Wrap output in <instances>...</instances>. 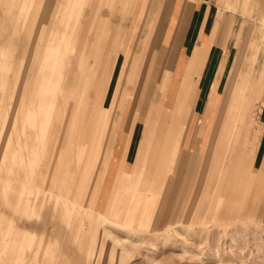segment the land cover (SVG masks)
I'll list each match as a JSON object with an SVG mask.
<instances>
[{"label": "rangeland", "instance_id": "374dc122", "mask_svg": "<svg viewBox=\"0 0 264 264\" xmlns=\"http://www.w3.org/2000/svg\"><path fill=\"white\" fill-rule=\"evenodd\" d=\"M142 1L16 0L15 26L11 28V42L0 43V264H103L104 250L102 246H97V243L102 241L101 238L96 240L93 237L94 245L92 251H86L87 258L85 261H82L81 257L74 258L71 255L70 262L63 256L62 251L53 249L55 245L47 243L45 247V240L25 228L24 223L25 221H33L34 224H29L33 228L34 226L37 227L38 224L40 225L42 222L40 212L41 215L43 213L52 214L54 222L59 220L70 232L75 228L77 230L80 228H97L99 230L101 228L96 234L99 233L100 237V233L103 232V237L115 244L114 252H111L112 259L110 261L104 260L110 264H264V216L262 215L264 212H260L263 207L262 202H264V186H260L264 174V157L262 156L257 164L259 168L255 172L253 171L254 173L251 172L245 176L247 179L244 177L243 180V176H240L250 152H252L251 159L256 165L258 150H260L251 145L248 148L245 142L247 143L253 137L254 143L259 139L260 147L264 146V87L261 89V101L253 108V114L257 115V118L254 116L253 120H249V123L246 122L244 130L248 128L249 134H247L248 130H245L243 146L236 153L234 162L230 163L232 164L231 174L227 175L226 179L224 176L220 177L218 181L217 178H212L217 173L215 168L218 150L212 165L211 150L206 152L204 159L195 158L197 157L195 155L197 149L192 147L196 140L194 137V142L189 145L190 148H178V153L180 152V155H177L178 167L171 172V180L164 201L163 195L159 201V192L162 190L159 187V179L163 180L166 175L164 173H168L167 171H148L147 182L157 185L154 187L153 185L144 186V188L142 178L141 185L136 188L127 201L129 180L125 178L122 169L119 170L120 177L115 179L110 201H115L122 192V203H120L122 206L124 204L126 206L127 203L130 210L126 211L122 208L123 210L116 218L115 213L116 211L119 212L122 207L120 206L117 210L112 209L107 212L106 216L123 223L126 225L125 227L113 226L111 223H107V225L102 215L99 216L94 210H90L94 206L89 201L85 208L84 205L81 207L76 205L71 194L60 197L64 173L62 160H60V156H63L61 151L80 150L77 166L81 164L83 155L86 156L89 150H97L96 158L102 154V150H98L97 129L92 133L89 125V117L92 112L88 109L87 104L91 96L89 89L95 87L97 70H105L106 74L109 73L113 64L111 50L115 44L122 40L124 31L131 25L132 15L136 14V10L138 11L137 15L140 12ZM155 1L161 3V10L154 20L156 22L161 16L160 29L164 24V18L171 0ZM175 1L179 2V0ZM185 1L184 5H186ZM10 2L11 0H0V10L3 11V8H6L4 12L10 9L11 11L14 10L10 8ZM188 2L197 4L199 1L188 0ZM211 2L218 8L212 36L209 40H205L204 45L200 42L197 49L200 56L203 53L207 55L218 36L214 32L221 29L227 11H230L229 16L235 22L228 35L229 41H236L235 48L242 26H244L241 37L243 50L237 48L226 76L227 83L229 73L237 62L238 54L243 55L245 53L239 69V73L240 70L241 73L237 82L238 87L235 90L237 94L240 88L241 90L246 89L244 86L247 82H243L245 72H249L250 77L255 74L259 82L264 80V0H211ZM150 3L151 0H148L147 12ZM17 6L19 7L17 8ZM22 6H25V9H22ZM174 8V14H176L177 7ZM88 10L92 16L91 24L86 18ZM147 12L145 19L150 17L151 12ZM186 24L184 23V25ZM151 26L152 21L146 24L148 32L151 31ZM118 27L119 32L117 31ZM168 27L167 25L165 33ZM1 28L0 38L4 34ZM159 31L162 32V30ZM148 32L144 38L148 36ZM5 34L7 37L8 31ZM159 36L156 35L157 40L154 44L156 51L162 47L161 42L159 43L160 40L158 41ZM144 38L140 40L137 54L146 43ZM175 39L177 38L175 37ZM204 48H208V50H204ZM115 50L119 52L118 47ZM89 57H91L90 60ZM136 57L131 59L132 69L122 96L121 104L124 107L135 73ZM203 58L196 61L201 63ZM115 64H113L108 85ZM157 65L156 61L150 70L156 75L153 83L157 88V96L146 120L151 116L154 107H162L165 101L158 92L159 85L157 83L162 73V67H157ZM61 68L63 77L59 88H56L57 91L60 90L59 93L57 95L56 93L55 95L49 94L44 101V95L40 94L43 91L41 85L48 80H42V76L51 77V79L49 78L51 84L49 83L48 87L53 90L56 75ZM139 68L141 71L142 66ZM190 70L192 71L191 68ZM140 71H137V74ZM106 74L103 75L102 81L99 83V91L105 86ZM201 74L202 71L198 70L188 76L197 78L195 90L188 100L191 114L194 116L192 119L196 120L199 117H196L193 109L199 94L198 85ZM188 77L185 80V88L188 87ZM137 78L139 79V76ZM69 82L71 86L67 98L64 99V88ZM226 83L220 93L214 89L211 94L214 105L207 108L206 113L208 121L213 122L214 128L207 142L206 138H198L201 147L205 145L207 148L212 142L215 144L218 129L221 132L217 117L221 109L220 101H222L221 106H223L224 97L226 99L227 96ZM178 89L179 87L176 86V93ZM133 90L131 86V97ZM131 97L127 101L126 107H122L123 112L120 119L125 114ZM182 100L179 112L183 108ZM235 100V94H233L228 102V109L234 105ZM249 101L250 96L248 95L244 101L237 104L241 108L240 127L245 121ZM50 103L54 104L53 120L42 129L43 113L46 112ZM165 114L166 111L162 112L160 121L157 124L155 122V136L149 150H153L154 144H156L154 140L157 139L159 127H167L175 133V123L164 121V119L166 120ZM87 118L89 119L87 120ZM190 125L193 127L191 130H197L198 123L196 121L189 123V127ZM208 126L210 128L209 122L204 123L205 130ZM112 128L108 132V136L111 135V138H113ZM174 133H170V136L172 137ZM176 136L178 139L179 131H177ZM111 138L109 139L111 140ZM190 138H186V145ZM170 140L169 143L172 146L174 139L171 138ZM209 140L210 142H208ZM184 150H192L190 153L193 157L191 170L180 169L181 155L183 156ZM227 151L229 153V150ZM41 153L43 157L40 158ZM231 153L233 152L228 155L230 156ZM56 154L57 158L53 157ZM45 156L46 159H44ZM109 158L110 156H108L107 163ZM145 159L144 154L139 150L135 165H144L141 173L145 169ZM107 163L105 169L100 161L97 163L100 172L104 169L102 177L106 171ZM94 165L88 181L94 174ZM210 166L211 170L209 169ZM209 170L210 174H208ZM76 171L77 169H71L73 177L77 174ZM154 174H157L158 178L155 179ZM257 177L258 180L255 181ZM65 178L69 179L67 169ZM221 189L223 198L221 203H217L221 198ZM151 190L154 191L151 192ZM91 192L92 189L87 194H77L78 200L81 201L84 198L85 201L89 198L91 200ZM145 194L152 197V202L146 208L144 207ZM37 197L38 199H36ZM171 197L177 200L166 201ZM35 199V204L32 206V201ZM43 199L48 200V203ZM147 211L148 213H146ZM166 214L170 217L168 218ZM95 220L100 223L99 226L95 224ZM152 223H154V227ZM111 229L125 234L127 239L122 240L115 237ZM115 247H120L121 250H117ZM71 254L73 253L71 252Z\"/></svg>", "mask_w": 264, "mask_h": 264}, {"label": "crops", "instance_id": "0c3cea01", "mask_svg": "<svg viewBox=\"0 0 264 264\" xmlns=\"http://www.w3.org/2000/svg\"><path fill=\"white\" fill-rule=\"evenodd\" d=\"M186 1V5H184V0H179V2L175 0L170 1L166 17L164 18V24L163 26H161L162 28L160 29L159 26L161 23V16L159 17V20L154 22L155 17L161 10L160 1L157 2L155 0H151L148 9V12L151 13L148 19H145L148 0L142 1L141 8L139 10L140 12L138 13V15V11L136 10L135 15L138 16L137 18L135 15H132L131 25H129L128 28L124 31L123 37L121 36L122 40L119 43L115 44L111 50V58L113 59L112 63L115 64L116 62V64L112 73L110 84L108 85V79L111 75L113 64L108 74L104 72V74H106V81L105 86L102 87V90L99 91V83L102 81L103 76L95 77V87H91L89 89L91 92V96L89 97V101L87 104L88 109H90V112L92 111L89 117V125L92 130V133L97 129V139H99L98 150H102V154L101 156L96 158L97 150H89L86 156L83 155L81 164L77 166V159L79 157L80 150H73V152H69V150L61 151L63 153L61 155L63 156H60V160H62L64 173L61 182L62 195L60 197L64 195L69 196L71 194L73 202L76 205H79L80 207L84 205L85 208L88 205L89 201L94 206V208L91 207V211L94 210L96 213H102L106 216V213L110 210H117L120 206H122V192L115 199V201H110L115 179L120 177L119 170L121 169L122 171L126 172V174L130 172V166L135 164L139 150H141V153H143L146 158L144 172L152 170L155 172H168L164 173L166 175L163 177L161 185H159V187L162 188V190L159 192V201L162 195L164 201V197L166 196L167 188L169 187L168 185L171 180V172L175 171L178 167L177 155H180V152L178 153V148H190L189 145L194 142V137L196 138V140L194 142L195 144L193 143L192 147L196 148V151L198 153L195 154L197 155V157L195 158L204 159V155L206 154V152L211 150L212 165L214 156L216 154V151L218 150V157L216 162L217 166L215 168L217 173L213 177L211 174V177L217 178V181L220 178V170L222 169L225 158L230 157L232 154L236 155V153L240 151L241 146H243L242 140L247 130V134H249L248 128L247 130L245 128L246 131L244 130L246 122L249 123V120H253L254 116L257 118V115L253 114V108L254 105L261 101V89L264 87V80L259 82L257 81L255 74L250 77V75L248 74L249 72H245L243 82H247L246 86H244L246 87V89L241 90V88L239 87L240 91L237 92V94L235 93L236 87H238L237 82L240 79L241 70L239 73V69L241 68V65L243 63L245 53L243 55H241L240 53L238 54L237 62L234 64V68L229 73L227 83L226 76L234 60L237 48L243 50L241 48V37L244 32V26H242L240 37L235 48L236 41L228 40V35L235 22L229 16L230 11H227L224 17V21L222 22L221 29L217 32H214L218 35L215 43L211 45L209 50L208 48H204V50H208L207 55H204L203 53V55L200 56L197 47L199 46L200 42L204 45L205 40H209L212 36L214 24L217 19L218 8L214 3L211 2V0H198L199 2L197 4L192 3L193 5L189 3L188 0ZM12 3L14 4L15 8V0H11L10 8H12ZM174 7H177L176 14H174ZM1 11L2 10H0V27H2L1 30L3 29L4 34L3 37L0 38V43H6L9 41L11 42V28L15 26V9L12 11L11 9L8 10V13L4 12L6 11V8H3V11ZM91 17L92 16L90 15V11L88 10V12L86 13V18L89 24H91ZM183 19L184 23H187L186 25H184ZM150 21H152V26L151 31L148 32L146 24H148V22ZM167 25L169 27L167 32L165 33V28L167 27ZM159 30H162V32ZM6 31H8L9 33L7 37L5 34ZM117 31L119 32V27ZM147 32L148 36L144 38ZM156 35H160L158 37V41L160 40L159 43L161 42L162 45L159 51H156L154 49L155 40H157ZM135 36L136 38L134 40ZM175 37L177 39H175ZM143 38L146 43L142 46L141 50L137 54L141 43L140 40H142ZM117 47L119 48V52L115 50ZM127 55H129V61H127V63L124 65L123 63L125 61V58H127ZM134 57L137 58V63L133 80L131 83V86L134 89L132 92L133 96L131 97L130 95V86V91L125 103V107L130 97L131 100L128 103L125 114L120 119L123 112L122 107H124L123 104H121L122 96L124 94L128 75L132 69L131 59ZM202 58L203 61H201V63L200 61H196L197 59L201 60ZM90 59L91 57H89V60ZM156 61L158 64L157 67H162V73L160 74V78L157 83L159 85L158 92L162 95L163 101H165L162 107H154L151 112V116L146 120L149 115L151 106L154 102V99L157 96V88L155 86V83H153V79L156 78V75L155 72L152 73L150 71L151 68H153V66L155 65ZM139 66H142L141 71L139 70ZM190 68L192 69V71L190 70ZM198 70L202 71V74L199 77V94L193 109V112L196 117H199V119L196 120L192 119V117L194 116L193 114H191L192 112L188 100L195 90L194 87L197 82V78L194 79V76H188L194 74L195 71ZM137 71H140V73L137 74ZM137 76H139V79H136ZM186 77H188V87L185 88ZM225 83V91L227 93V96L226 99L224 97L225 101L223 106H221L222 101H220L219 106L221 109L217 117V122H219L221 126V132L218 129L215 144L212 142V144L210 145L209 143V146L207 147L209 149L207 150L205 145L202 147L200 146V140H198V138H206L207 142V139L211 136V133H213V122L211 120L208 121V115L206 111L207 108L212 107V105H214L213 96L211 95L213 90L215 89L214 91H218V93H220L223 90ZM176 86L179 87L177 93L175 90ZM215 94L216 93L214 92V95ZM233 94H235L236 98V100L234 101V105H237L239 102L244 101L248 97V95L250 96V101L248 104L245 121H243L242 130H233L231 133V129L228 130L226 126V121L227 116L231 111V108L234 106L232 105V107L230 106V108L228 109V102ZM184 96L185 99H183ZM181 100L183 108L182 111L179 112L178 110L180 108ZM131 108H133V110H131ZM164 111H166V120L164 119V121L175 123V130L173 129L175 133L172 132V130L167 129V127H159V129L157 130V134L161 135V137H158L157 135V139L154 140V143L156 144H154L153 150H149L150 145H152L151 142L155 136V122L157 124L160 121V116ZM117 115L118 118H116ZM89 118H87V120ZM115 120H117L116 123ZM194 120L198 123L197 130L195 131H193V129L191 130V128H193L191 127V125L189 127V123L191 124L195 122ZM206 122L210 123V128L208 126V128H206L205 130L204 123ZM110 128L113 129V133L111 132L113 138H111V135L108 136ZM177 131H179L178 139L176 138ZM170 133H174L172 137L170 136ZM109 138H111V140ZM171 138L174 139L172 146H170L171 144L169 143V140ZM186 138H190L187 145L185 143ZM253 140L254 138L252 137L248 141L249 143L245 142V144H247L248 148L249 145H251L255 146L257 149L259 148L260 150H258L256 165L251 159L252 152H250L249 158L246 161L245 166L243 167V170L240 174V176H243V180L246 175L248 176L249 174H251V172H255L256 169L259 168L257 164L259 163L260 158L262 156L264 157V146L262 148L260 147L261 142L259 139L256 140L255 143ZM208 142H210V140ZM227 150H229V153H233H231V155L229 156ZM47 151L49 152V150ZM184 151L185 152L183 153V156L181 155L180 169L184 171L191 170V160L193 159V157L190 153L192 152V150ZM108 156H110V158L107 163ZM41 157H43L42 153L40 158ZM53 157L57 158V154L55 156L53 155ZM44 159H46V156L44 157ZM99 161L100 164L104 166V169L107 163L106 171L103 177L102 175L104 169L101 172L99 171L97 165ZM93 165L94 174L91 180L88 181L87 179L91 175ZM71 167L73 169H77V174L74 177L71 173ZM66 169L69 179L65 178ZM209 169L211 170V166L209 167ZM210 170L208 174H210ZM144 172L140 178L137 177L135 179L137 182L136 184H128V190L131 188L130 191H132L131 194H133L136 188L141 185L140 181L142 180V178V186H144L145 184L146 186L153 185V187L154 185H157L151 182L148 183V180L146 179L147 174H145ZM245 179L247 178L245 177ZM65 180L66 183L64 184ZM256 180H258V177L255 178V181ZM261 181L262 182L260 186H264V174ZM89 182H92V184H89ZM91 189V200L90 198L86 201L85 198L81 201L78 200L77 194H87L91 191ZM153 191L154 190H151V192ZM36 199H38V197ZM36 199L32 201V206L35 204ZM43 200L45 202L48 201L46 199ZM176 200L177 199L174 200L171 197L170 199L168 198L166 201L169 202ZM82 201H84L85 203ZM262 206L263 207L260 212H264V202H262ZM126 210H130V208L127 206V203ZM262 215L264 216V213H262ZM40 217H42V222L40 225L38 224L37 227L34 226L33 228L29 226V224H34L33 221H25V228H27L30 232L38 234L42 238V240H45V247L47 243H50V245H55L56 247L54 246L53 249L59 252L62 251L63 256L68 259V261L71 262V255H73L74 258L81 257L80 259L82 261H85V259L87 258L86 251H92L94 245L93 237H95L96 240L99 238H101L102 240L100 243H97V246L100 245L103 247V259H106V261H110V259H112L109 254H111V252H114L115 244H113L112 241H108L106 238H104L103 232L100 233V237L98 235L99 233L96 234V232L101 230V228H99V230L97 228H80V230H77L75 228L73 231L70 232L59 220L55 223L52 214L50 215L49 213H43L41 215L40 212ZM167 217L169 218L170 216ZM111 221H116L117 223L121 224L122 227L124 226L123 223L118 222L115 219H111ZM95 224H97L98 226L100 225L97 220H95ZM152 225L154 227V223H152ZM112 232L117 238H120L122 240L127 239L126 235L121 232H117L114 230H112ZM115 249L121 250L120 247H115ZM80 251L81 253H79ZM71 252L73 254H71ZM104 260L102 261L103 264H110L109 262H104Z\"/></svg>", "mask_w": 264, "mask_h": 264}, {"label": "bare ground", "instance_id": "6f19581e", "mask_svg": "<svg viewBox=\"0 0 264 264\" xmlns=\"http://www.w3.org/2000/svg\"><path fill=\"white\" fill-rule=\"evenodd\" d=\"M15 4H16V0H15ZM18 5V4H17ZM19 6H17V8H18ZM12 8H14V4H13V6H12ZM15 9V8H14ZM22 9H25V6H22ZM19 12V11H18ZM17 17V16H16ZM139 28V27H138ZM137 31H138V29H137ZM137 34V33H136ZM135 38H136V36L134 37V40H135ZM59 50V49H58ZM59 53V52H58ZM58 56V55H57ZM127 61H129V55H127V58H125V61H124V65L127 63ZM52 71H53V69H52ZM104 72H105V70H97V72H96V74H95V77H99V76H103L104 75ZM53 76V75H52ZM56 77L57 78H55L56 79V82H54L55 83V85H54V88H53V90L50 88V87H48V85H49V83L51 82V77H48L47 75H43L42 76V80H48V82L46 81V82H44V83H42V85H41V88L43 89V91L40 93V94H42V95H44V101L46 100V98H47V96L49 95V94H54L55 95V93H56V95L59 93V91H57L56 90V88L58 87L59 88V85H60V81H61V79H62V77H63V73H62V68H61V70L58 72V74L56 75ZM50 78V79H49ZM54 79V80H55ZM86 79V78H85ZM41 82V81H40ZM40 82H38V84L40 85ZM70 83V82H69ZM69 83H67L66 85H65V88H64V92H63V97H64V99H66L67 98V94H68V90L70 89V86H71V83H70V85H69ZM51 84V83H50ZM67 85H69L68 86V88H67ZM66 92V93H65ZM52 102H53V100H52ZM240 106H238V105H234L232 108H231V111L229 112V114H228V116H227V121H226V126H227V128H228V130H230L231 129V133H232V131L233 130H235V131H238V130H242V128H243V124H242V126L240 127ZM53 111H54V104L53 103H50V105L49 106H47V110H46V112L45 113H43V118H42V120H44L43 121V126H42V129L45 127V126H48L50 123H51V121L53 120V118H52V116H53ZM37 116H38V113L36 114ZM34 117H36V116H34ZM47 129V128H46ZM242 143H243V140H242ZM83 150H84V148H83ZM234 157H235V155H231L230 157H226L225 158V163L223 164V166H222V169L220 170V177H222V176H224V179H226V177H227V175L229 176V174H231V166H232V164H230V163H232V162H234ZM142 165H139V164H134V165H132V166H130V172L128 173V174H126V172H124V175H125V178H127L128 180H129V183L128 184H130V185H133V184H136L137 182H136V178L137 177H141L142 176V174L143 173H141V171L143 170L142 169ZM234 168V167H233ZM152 173V172H151ZM145 174H147V172H145ZM155 178H157V174H155ZM161 183H162V180H160L159 181V185H161ZM144 186H146V184L144 185ZM143 186V187H144ZM128 188V187H127ZM130 188V187H129ZM145 188V187H144ZM131 189V188H130ZM130 189L128 190L127 189V195H126V200L128 201V198H129V196H132L133 194H131L132 193V191H130ZM135 190V189H134ZM146 190V189H145ZM221 191H222V189L220 190V200H219V203H221V201H222V198H223V196H221ZM139 192V191H138ZM140 192H141V190H140ZM145 193V192H144ZM144 196H146V194L144 195ZM144 198V197H143ZM138 199V198H137ZM154 200V199H153ZM143 201V200H142ZM152 202V197H150V195L149 194H147V196H146V201L144 202V207L146 208V206L148 205V207H149V205H150V203ZM48 203V202H47ZM218 203V202H217ZM36 206V205H35ZM122 208H124L125 210H126V206H125V204L120 208V210H119V212L117 213V211H116V213H115V215H116V218L118 217V214L119 213H121V210H123ZM145 208H143V209H145ZM127 211V210H126ZM145 211V210H144ZM39 212V211H38ZM136 212V211H135ZM146 213H148V211L146 212ZM99 215H102L103 217H104V222L107 224V223H111L113 226H119V227H122V225L121 224H119V223H117L116 221H111V218H109V217H107V216H105V215H103L102 213H99ZM108 225V224H107ZM126 225H124L123 227H125ZM25 233V232H24ZM110 256L111 257H113V255H112V253L110 254Z\"/></svg>", "mask_w": 264, "mask_h": 264}]
</instances>
